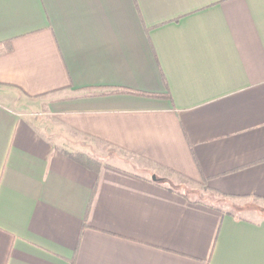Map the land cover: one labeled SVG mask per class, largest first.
Instances as JSON below:
<instances>
[{
  "label": "crops",
  "instance_id": "obj_1",
  "mask_svg": "<svg viewBox=\"0 0 264 264\" xmlns=\"http://www.w3.org/2000/svg\"><path fill=\"white\" fill-rule=\"evenodd\" d=\"M0 264H264V0H0Z\"/></svg>",
  "mask_w": 264,
  "mask_h": 264
},
{
  "label": "trees",
  "instance_id": "obj_2",
  "mask_svg": "<svg viewBox=\"0 0 264 264\" xmlns=\"http://www.w3.org/2000/svg\"><path fill=\"white\" fill-rule=\"evenodd\" d=\"M116 92L128 93V94L139 95V96L156 97V98H162V97H167L170 99L172 98L170 93L147 92V91L136 90L132 88H122V89L117 90ZM65 153L73 160L81 163L82 165L90 169L98 170L103 164V162L100 159L82 150L65 151Z\"/></svg>",
  "mask_w": 264,
  "mask_h": 264
},
{
  "label": "rangeland",
  "instance_id": "obj_3",
  "mask_svg": "<svg viewBox=\"0 0 264 264\" xmlns=\"http://www.w3.org/2000/svg\"><path fill=\"white\" fill-rule=\"evenodd\" d=\"M30 109H33L32 107H30ZM48 121V120H47ZM54 124H56L55 122H54ZM54 126V128H53V132H55L56 133V135L58 136L57 138L55 137V140L57 141V140H59V144H62V143H64V144H67V145H69L70 143L68 142L67 143V141H65V138L67 137L66 136V134H65V131H60V130H58V128L55 126V125H53ZM60 131V132H59ZM53 132H52V134H53ZM95 145H93L92 147H93V149H95V152L96 153H98V152H100L99 153V155H102L103 157H107V154H108V152H110V154H112V152L111 151H104V149L105 148H103V147H101V151H99L98 150V148L96 147V143H94ZM70 147H72V146H74V145H69ZM113 162H115V163H117V161L118 160H112ZM121 162L119 161L118 162V164H120ZM120 165H123V164H120ZM246 214V213H245ZM247 215H249V216H253V213H248ZM255 216V215H254Z\"/></svg>",
  "mask_w": 264,
  "mask_h": 264
}]
</instances>
